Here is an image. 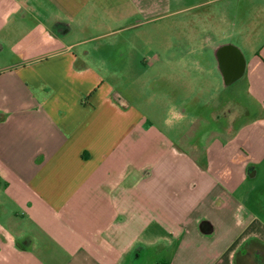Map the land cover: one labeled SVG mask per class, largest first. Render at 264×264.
Listing matches in <instances>:
<instances>
[{"label": "crops", "instance_id": "crops-1", "mask_svg": "<svg viewBox=\"0 0 264 264\" xmlns=\"http://www.w3.org/2000/svg\"><path fill=\"white\" fill-rule=\"evenodd\" d=\"M172 1L0 0V264H264V48L232 41L230 77L207 65L248 78L256 103L246 130L207 139L234 144L226 158L181 146L193 129L169 93L171 133L109 83L100 50L125 48L111 39L130 12L140 27Z\"/></svg>", "mask_w": 264, "mask_h": 264}, {"label": "rangeland", "instance_id": "rangeland-1", "mask_svg": "<svg viewBox=\"0 0 264 264\" xmlns=\"http://www.w3.org/2000/svg\"><path fill=\"white\" fill-rule=\"evenodd\" d=\"M239 2L246 20L243 28L230 24L228 41L237 44L248 59L260 48H264V0H231ZM173 5L176 1H172ZM183 3V2H182ZM176 6L171 11L176 10ZM168 14V15H167ZM167 13L157 21H150L143 26L135 27L140 19L133 12L129 13L126 26H131L128 31L115 35L111 40L120 45L125 43V48L118 46L115 49H101L100 53L110 56L109 67H116L119 75L110 78V84L116 89L115 97L121 96L133 106H136L155 125L169 132L177 121L170 114L173 111L168 99L162 93L170 94L180 111H186L182 119L181 128L184 130L192 127L191 134H184L181 146L190 144L195 138L200 143L199 148H207L210 143H215L213 148L224 158L229 154L233 145H227L222 140L213 139L214 132H223L231 136L241 127L249 125L253 119V105H256L252 95L248 92L250 82L248 78L225 85L222 77L216 73L201 75L189 79L182 70V65L173 61L174 50L178 38L176 31L183 23L182 15ZM147 19V18H145ZM233 20V19H232ZM230 20V22L232 21ZM241 24V23H240ZM199 25V23H198ZM239 30V34L236 30ZM240 29L243 31L240 34ZM108 39V38H107ZM104 40V39H103ZM215 41H219L216 37ZM123 54V55H122ZM113 61V62H111ZM122 62V64H117ZM212 68L216 69L213 58L210 61ZM118 74V73H117ZM219 75V76H218ZM163 78V79H162ZM165 120H170V125H165ZM250 127V126H248ZM245 127L243 130H246ZM177 133V131H176ZM175 133V134H176ZM247 150H242L246 156ZM222 159V156H218ZM216 161V158H214ZM3 177L0 173V205L4 202ZM257 186L264 187V181L256 182ZM149 260H154V255H149Z\"/></svg>", "mask_w": 264, "mask_h": 264}, {"label": "flooded vegetation", "instance_id": "flooded-vegetation-1", "mask_svg": "<svg viewBox=\"0 0 264 264\" xmlns=\"http://www.w3.org/2000/svg\"><path fill=\"white\" fill-rule=\"evenodd\" d=\"M175 4L179 7L172 15H182L187 24L183 23L176 30L178 38L173 61L180 67L182 65L183 73L192 79L198 74H207V65L215 55L221 69L226 70L229 77L232 76L233 70L243 62V57L238 48L228 41L227 23L233 19L232 26L245 25L240 3L231 0H178ZM216 37L219 41L214 40ZM213 44H216L215 47Z\"/></svg>", "mask_w": 264, "mask_h": 264}, {"label": "water", "instance_id": "water-1", "mask_svg": "<svg viewBox=\"0 0 264 264\" xmlns=\"http://www.w3.org/2000/svg\"><path fill=\"white\" fill-rule=\"evenodd\" d=\"M231 83H233V80L230 78V79H228V80H226V85H229V84H231ZM208 225L207 226H205L204 227V230L206 231L207 229H208Z\"/></svg>", "mask_w": 264, "mask_h": 264}, {"label": "clouds", "instance_id": "clouds-1", "mask_svg": "<svg viewBox=\"0 0 264 264\" xmlns=\"http://www.w3.org/2000/svg\"><path fill=\"white\" fill-rule=\"evenodd\" d=\"M165 125L167 126V125H170L171 124V121L170 120H165Z\"/></svg>", "mask_w": 264, "mask_h": 264}]
</instances>
